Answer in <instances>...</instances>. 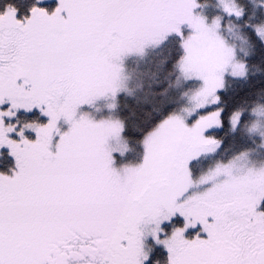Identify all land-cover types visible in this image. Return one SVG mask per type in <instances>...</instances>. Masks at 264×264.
Wrapping results in <instances>:
<instances>
[{
  "label": "snow or ice",
  "instance_id": "snow-or-ice-1",
  "mask_svg": "<svg viewBox=\"0 0 264 264\" xmlns=\"http://www.w3.org/2000/svg\"><path fill=\"white\" fill-rule=\"evenodd\" d=\"M0 264H264V0H0Z\"/></svg>",
  "mask_w": 264,
  "mask_h": 264
},
{
  "label": "trees",
  "instance_id": "trees-1",
  "mask_svg": "<svg viewBox=\"0 0 264 264\" xmlns=\"http://www.w3.org/2000/svg\"><path fill=\"white\" fill-rule=\"evenodd\" d=\"M55 5V1L49 2V3H45V6H47L49 9H51L52 7H54ZM149 72L146 73L147 75V79L150 82V84H152V78H151V72L155 71L154 67L149 68ZM152 87L154 88L155 85L153 84ZM151 91L152 88L148 87V90L144 93L142 99L140 101H137L135 99H129L127 101V104L129 106V109H131V111L133 113H135V115L132 118H135L136 116H139L142 114L141 109H147L149 108L152 104H158L161 101V97L156 96L155 98H153L151 96ZM229 145H225V149H228Z\"/></svg>",
  "mask_w": 264,
  "mask_h": 264
},
{
  "label": "rangeland",
  "instance_id": "rangeland-1",
  "mask_svg": "<svg viewBox=\"0 0 264 264\" xmlns=\"http://www.w3.org/2000/svg\"><path fill=\"white\" fill-rule=\"evenodd\" d=\"M52 1H55V0H44V4L45 3H49V2H52ZM149 68L147 69L146 73L149 72ZM148 74H145V76L143 77V86L141 89L137 90V92L134 94V97L132 98H129V99H135L137 101H140L144 95V93L148 90V87L150 85V82L148 81V77H147Z\"/></svg>",
  "mask_w": 264,
  "mask_h": 264
}]
</instances>
